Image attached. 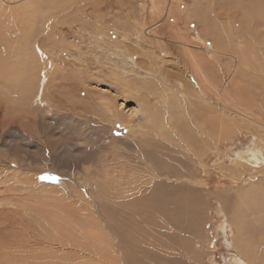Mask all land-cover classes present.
<instances>
[{"label":"rangeland","instance_id":"rangeland-1","mask_svg":"<svg viewBox=\"0 0 264 264\" xmlns=\"http://www.w3.org/2000/svg\"><path fill=\"white\" fill-rule=\"evenodd\" d=\"M0 59V264H264V0H0Z\"/></svg>","mask_w":264,"mask_h":264},{"label":"bare ground","instance_id":"bare-ground-1","mask_svg":"<svg viewBox=\"0 0 264 264\" xmlns=\"http://www.w3.org/2000/svg\"><path fill=\"white\" fill-rule=\"evenodd\" d=\"M262 8V7H261ZM262 18V17H261ZM180 31H181V29H179ZM185 34V33H184ZM26 35V34H25ZM183 35V34H182ZM27 37V36H26ZM26 37H24L23 36V38H26ZM32 38V37H31ZM184 38V37H183ZM25 40V39H24ZM23 43H22V46H23V44H24V42L25 41H22ZM26 42H27V39H26ZM28 42H29V39H28ZM126 42V41H125ZM187 42H188V40H187ZM187 42H185V44L187 43ZM192 42V41H191ZM204 42V41H203ZM201 43V42H200ZM26 44H29V43H26ZM189 44V43H188ZM206 45H210V44H207V41L205 42V46ZM139 47V46H138ZM188 47H190V46H188ZM191 47H193V46H191ZM195 47V46H194ZM208 49H211V47L209 46H206ZM193 49V48H192ZM6 52V51H5ZM188 52V51H187ZM186 52V53H187ZM197 52V51H196ZM6 53H8V52H6ZM11 54V53H10ZM24 54V53H23ZM196 53H193V52H190L189 53V55L187 54V56H189L188 57V61H189V64L192 66V67H194V68H196V69H198L199 71H198V73H194L197 77H202L201 75H200V73H201V71H200V67H199V65L202 63V60L197 56V55H195ZM2 55V54H1ZM17 55H18V53H17ZM198 55H200V54H198ZM9 57V56H8ZM21 57V56H20ZM16 58V57H15ZM132 59H133V61H134V57H131ZM13 59V58H12ZM122 59V58H121ZM1 60V59H0ZM17 60H18V58H17ZM132 61V62H133ZM238 61V60H237ZM7 63V62H6ZM239 63V62H238ZM5 64V63H4ZM12 64V63H11ZM134 64V63H133ZM137 64V63H136ZM14 66V65H13ZM12 67V66H11ZM135 67V66H134ZM14 68V67H13ZM204 72V71H203ZM30 74V73H29ZM63 77H61V79H62ZM12 80V79H11ZM17 80H18V77H17ZM24 80V79H23ZM64 82H65V79H62ZM10 82V81H9ZM56 82V81H55ZM51 83L53 84V81L51 80ZM12 85L14 84V83H11ZM51 84V85H52ZM23 85V84H22ZM54 85H55V83H54ZM179 86L181 87V83H179ZM23 87V86H22ZM25 87V86H24ZM23 87V88H24ZM33 87V86H32ZM69 87V86H68ZM22 88V89H23ZM184 88V87H183ZM19 89V88H18ZM184 90V89H183ZM23 91V90H22ZM25 91V90H24ZM73 91V90H72ZM25 93V92H24ZM36 93H37V91H36ZM23 94V93H22ZM215 94V93H214ZM28 95V94H27ZM30 95H31V93H30ZM3 96H4V94H3ZM22 96H24V95H22ZM21 96V93H20V96H19V98H17V99H15V100H19L20 99V97H22ZM25 96H26V94H25ZM24 96V97H25ZM37 96H38V94H37ZM104 96V95H103ZM14 97H16V96H14ZM105 97V96H104ZM3 98V97H2ZM6 98V97H5ZM4 98V99H5ZM23 98V97H22ZM41 98V97H40ZM1 99V98H0ZM39 99V98H38ZM100 99V98H99ZM102 99H104V98H102ZM1 100H3V99H1ZM6 100H7V98H6ZM5 100V101H6ZM42 100V99H41ZM113 100V99H112ZM17 101L15 102L16 104H17ZM20 101H21V99H20ZM24 101V100H23ZM31 101V100H30ZM44 101V100H43ZM109 101V100H108ZM108 101H102V102H104V106H106L107 108V110L108 111H110V110H112V108H114L113 106H112V101L111 102H108ZM2 102V101H1ZM0 102V103H1ZM4 102V101H3ZM9 102V101H8ZM46 102V101H45ZM26 103V102H25ZM34 103V102H33ZM33 103H32V105H33ZM79 103V102H78ZM98 103H100L101 104V102H98ZM9 104H11V103H9ZM31 104V103H30ZM25 105V104H24ZM43 105V104H42ZM79 105V104H78ZM81 105V104H80ZM27 106V105H26ZM39 106V105H38ZM83 107V106H82ZM82 107H81V111H82ZM99 107V106H98ZM116 107V106H115ZM4 108V107H3ZM246 108V107H245ZM34 109V108H33ZM115 109V108H114ZM117 109V108H116ZM229 109V108H228ZM231 109V108H230ZM229 109V110H230ZM0 110H1V107H0ZM28 110V109H27ZM26 110V111H27ZM231 110H233V109H231ZM230 110V111H231ZM6 111V120L9 122L10 120H11V123H12V125H14V127H16L17 125H20V127H22L25 131H26V133H28L29 135H31L32 137H34V135H35V133L33 134V131L36 129V125L35 124H37V123H33L32 122V118L30 117V118H28V119H25V120H22V118L19 116V115H14V113H13V110L11 109V110H9V109H6L5 110ZM5 111H3L4 113H5ZM20 111V110H19ZM29 111H30V109H29ZM28 111V112H29ZM36 111V110H35ZM34 111V112H35ZM38 111V110H37ZM79 111V110H78ZM85 111V110H84ZM116 111V110H115ZM27 112V113H28ZM107 112V111H106ZM117 112H118V110H117ZM1 113H2V111H1ZM12 113V116H10V114ZM30 113V112H29ZM81 113V112H80ZM82 113H83V111H82ZM19 114H20V112H19ZM113 114H115V113H113ZM239 114H241V113H239ZM81 115V114H80ZM85 115V114H84ZM122 115V114H121ZM244 117H247L246 115H244V114H242ZM0 116H1V114H0ZM38 116V115H37ZM66 116V115H65ZM117 116V115H116ZM120 116V115H119ZM133 116V115H132ZM2 117V116H1ZM0 117V118H1ZM4 117V116H3ZM87 117V116H86ZM62 118H64L63 116H62ZM120 118V117H119ZM154 115H152V114H149L148 115V119H149V121L152 123L153 121H154ZM2 119V118H1ZM0 119V120H1ZM78 121V120H77ZM35 122V121H34ZM79 122V121H78ZM81 122V121H80ZM83 122L84 121H82L81 123H82V125H83ZM9 124V126H10V123H8ZM66 124V123H65ZM80 124V123H79ZM2 125V124H1ZM5 125V124H4ZM3 126V125H2ZM62 126V125H61ZM78 126H80V125H78ZM81 127V126H80ZM21 128V129H22ZM73 128H74V126H73ZM69 129V128H68ZM79 129V128H78ZM6 130V129H5ZM20 130V129H19ZM75 130V129H74ZM142 130H145V129H142ZM17 131V130H16ZM76 131V130H75ZM141 131V130H140ZM151 131H153L154 133H158V132H156V131H154V130H151ZM133 132H135V131H133ZM132 132V135L134 136V133ZM142 132V131H141ZM153 132H151V133H153ZM43 133H45L46 135H47V140H48V132L46 131V130H44V132ZM144 132H142V134H143ZM145 133H146V130H145ZM31 137V138H32ZM37 137V136H36ZM35 139V138H34ZM37 140V139H36ZM50 140V139H49ZM45 142H47L46 140H45ZM264 142V141H263ZM34 143V142H33ZM48 143V142H47ZM56 142H54V144H55ZM60 144V143H59ZM51 145V144H50ZM259 146V148H260V145H258ZM36 147V146H35ZM53 147V146H52ZM264 147V146H263ZM45 150V149H44ZM43 150V151H44ZM54 150V149H53ZM260 150H261V155H263L264 156V150L263 149H261L260 148ZM43 153V152H42ZM42 153H39V156L42 154ZM34 158V157H33ZM37 158V157H36ZM256 159H260V156H258V154H257V156L255 157ZM38 159V158H37ZM44 159V158H43ZM47 160V159H46ZM52 163V162H51ZM39 165V164H38ZM41 165V164H40ZM53 165V164H52ZM56 165V164H55ZM58 166V165H57ZM47 168V167H46ZM31 180V179H30ZM112 180V179H111ZM33 181V180H32ZM37 182V181H36ZM24 186V185H23ZM117 191V190H116ZM204 191L205 192H208L209 191V185H207L206 187H204ZM111 194H113V193H111ZM115 194V193H114ZM116 195V194H115ZM117 195H119V193L117 194ZM247 196V195H246ZM246 196H245V198H246ZM115 200V199H114ZM223 200L224 201H226V200H228V199H226L225 197H223ZM105 203V202H104ZM103 204V203H102ZM102 207V206H101ZM226 210H228L229 208H227V207H224ZM102 209V208H101ZM104 210H105V208H104ZM92 214H94V213H92ZM95 216V215H94ZM195 218V220H194V222H196L197 220V217L195 216L194 217ZM104 222V221H103ZM235 222H237V221H235ZM226 224H229L230 225V228L232 229V231L233 232H235V229H234V227H236V224L235 223H230V222H226ZM54 224H52V226H53ZM106 225V224H105ZM108 226H110V225H108ZM108 226H105V229L103 228V227H101V225H100V228H101V233H102V235H103V237H102V239H103V241L102 242H93V243H95V244H97V246L99 247V250H102V249H104L107 245H109L108 243H111L109 240H108V238H106V233L105 232H107L108 230H107V228H109ZM61 228H62V226H61ZM111 228V227H110ZM56 229H57V227H56ZM58 230V229H57ZM245 231V230H244ZM55 233H56V230L54 231ZM109 232V231H108ZM54 233V234H55ZM111 233L115 236V234H116V231L115 230H113V231H111ZM53 235V234H52ZM248 237V236H247ZM21 238H23V237H21ZM237 238V237H236ZM252 238V237H251ZM91 239H94V237H93V235H92V231H90V234H89V240H91ZM30 239H21L19 242H21V243H17L18 245H21L23 248H25L26 250H33V248H31V244H32V242L31 241H29ZM241 239H238V241H240ZM105 241V242H104ZM242 241V240H241ZM247 241H249V240H247ZM260 241V240H259ZM241 243V242H240ZM251 243V242H250ZM252 244V243H251ZM234 246H235V248H236V250H237V252H238V255H239V258H234V263L233 264H260V263H258V261L260 262V259H258L257 257H256V252L254 253V251L256 250L257 251V249L255 248V246H258V245H253L252 247L255 249L254 251L252 250V249H250V248H248V250H247V248L245 249V248H243L242 247V244L241 245H236V244H234ZM248 246V245H247ZM1 248V247H0ZM92 249H96V247L95 248H91V250ZM98 249V248H97ZM91 250H90V252H91ZM197 250V249H196ZM204 250H202V251H200V252H203ZM205 252V251H204ZM190 255L189 256H187V257H190L191 258V260H190V262L189 263H187L186 261L187 260H184L183 258H182V256H183V254L181 253V252H179L177 255H175L173 258H172V260H171V262H169L170 264H174V263H177V261H178V263L179 264H209L208 262H207V260H205L204 259V256L202 257V256H198L197 254H195V253H193L192 252V250L190 251V253H189ZM8 256H10V255H8ZM263 256V255H262ZM30 258H32V257H30ZM180 258V259H179ZM179 259V260H178ZM233 259V258H232ZM38 259L37 258H32L31 260H29L28 261V264H38ZM184 261V262H183ZM210 261V260H209ZM231 261V260H230ZM49 261H47V262H45L46 264H54V262H52V261H50L49 263H48ZM177 263V264H178ZM231 263V262H230ZM213 264V263H212ZM217 264V263H216Z\"/></svg>","mask_w":264,"mask_h":264}]
</instances>
